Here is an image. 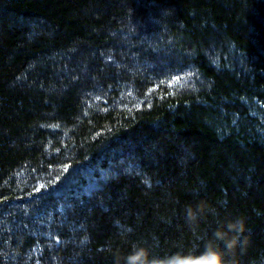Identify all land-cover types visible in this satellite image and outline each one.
Returning <instances> with one entry per match:
<instances>
[{
  "label": "trees",
  "instance_id": "16d2710c",
  "mask_svg": "<svg viewBox=\"0 0 264 264\" xmlns=\"http://www.w3.org/2000/svg\"><path fill=\"white\" fill-rule=\"evenodd\" d=\"M237 218L227 264H264V0H0V264H166Z\"/></svg>",
  "mask_w": 264,
  "mask_h": 264
},
{
  "label": "clouds",
  "instance_id": "9594fccd",
  "mask_svg": "<svg viewBox=\"0 0 264 264\" xmlns=\"http://www.w3.org/2000/svg\"><path fill=\"white\" fill-rule=\"evenodd\" d=\"M201 212L199 207L194 211L192 207L186 209L188 221L194 222L198 219ZM244 228L243 220L237 218L228 222L224 228L213 234L214 238L209 239L202 251L197 253L195 250L186 253H176L168 258L166 264H227L225 259L234 249L235 241L228 237V233L242 232ZM217 241H223L224 247L221 248ZM150 249L143 243H136L131 250L120 257L123 264H156L154 259L150 258Z\"/></svg>",
  "mask_w": 264,
  "mask_h": 264
}]
</instances>
